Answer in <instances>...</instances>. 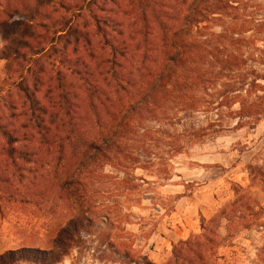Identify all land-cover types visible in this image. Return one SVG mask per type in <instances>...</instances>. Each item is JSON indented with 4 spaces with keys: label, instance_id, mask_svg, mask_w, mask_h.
<instances>
[{
    "label": "trees",
    "instance_id": "trees-1",
    "mask_svg": "<svg viewBox=\"0 0 264 264\" xmlns=\"http://www.w3.org/2000/svg\"><path fill=\"white\" fill-rule=\"evenodd\" d=\"M54 1L0 0V61L6 63L9 80L18 77V90L28 101L20 115L29 116L20 136L19 129L13 130L16 114L6 118L0 113V165L5 161L17 173L8 168L0 173V193L7 189L10 201L18 195L44 197L34 192V182L24 184L19 165L31 163L41 151L58 154L46 192L55 204L78 208L81 176L92 165L110 164L130 149L129 142L146 121L161 124L172 113V148L178 155L219 134L226 110L240 102H264V16L258 14L256 0H126L133 16L130 28L139 40L113 44L105 39L109 52L97 60L99 72L76 59L67 76L51 59L62 51L66 55L68 38L78 30L71 19H51ZM72 78L78 79L82 97L72 92ZM43 88L40 102L37 94ZM243 108L244 117L255 122L264 117L263 105L255 111ZM199 115L205 127L196 128ZM229 205V213L221 206L208 221L200 215L201 235L173 245L165 264H207L205 255L221 220L229 222V214H235V202ZM89 225L84 216L70 217L51 249L8 250L0 255V264H60L79 246ZM125 258L126 264H152L146 257Z\"/></svg>",
    "mask_w": 264,
    "mask_h": 264
},
{
    "label": "rangeland",
    "instance_id": "rangeland-1",
    "mask_svg": "<svg viewBox=\"0 0 264 264\" xmlns=\"http://www.w3.org/2000/svg\"><path fill=\"white\" fill-rule=\"evenodd\" d=\"M256 1L258 14L264 16V0ZM127 6L126 0H55L51 19H71L78 30L68 38L71 42L66 55H60L63 46L58 48L62 53L53 55L55 69L67 76V70L76 68L75 60L80 59V63L89 64L92 73L99 72L97 60L109 52L105 39L113 44L139 40L136 29L130 28L133 16L128 15ZM90 54L94 59H89ZM5 64L0 61V113L6 118L11 112L16 114L13 130L19 129L21 136L26 132L21 127L29 116L20 112L24 113L22 104L28 101L18 90V77L9 80ZM84 68L78 67L83 73ZM70 81L76 84L72 92L82 97L77 90L78 79ZM44 91L37 94L40 102H44ZM258 105L264 106V102H240L226 110L219 134L204 137L178 155L172 148V113L161 124L146 121L129 142L130 149L110 164L92 165L81 176L82 197L75 209L55 204L46 192L49 172L58 159L56 150L41 151L26 165L19 162L24 169L20 172L24 184L34 182V192L44 193V197L27 199L18 195L10 201L7 189L0 193V255L22 247L49 250L68 218L84 216L90 225L83 231L79 246L61 264H126L124 257L114 254L111 239L121 245L122 256L134 244L139 253L143 244L124 232L127 223L141 218L142 239H153L150 235L157 229L170 228V217H191L198 228L193 236H200V215L208 221L221 206H227L229 213V204L235 202V214H229V222L221 220L216 241L205 255L207 264H264V117L255 122L254 117L243 115L247 112L243 106L255 111ZM230 113L234 114L232 118ZM204 121L203 115L197 116L196 128L205 127ZM34 160L41 162L34 165ZM6 168L10 174H17L5 161L0 173ZM245 224L250 227L243 228Z\"/></svg>",
    "mask_w": 264,
    "mask_h": 264
},
{
    "label": "crops",
    "instance_id": "crops-1",
    "mask_svg": "<svg viewBox=\"0 0 264 264\" xmlns=\"http://www.w3.org/2000/svg\"><path fill=\"white\" fill-rule=\"evenodd\" d=\"M205 217L207 216L205 215ZM169 219L172 220L170 228L166 227L163 230L160 228L157 229L150 235L153 239H142L141 218L135 219L134 223H127L124 232L135 239L136 243L138 240L143 241V244L139 247L141 250L138 253L135 250L136 245L134 244L132 250H130V252L126 251L127 253L124 252L126 254L122 256V254H120L121 245H118L114 239H111V241L115 243L111 244L112 248L114 247V254L120 256V258H125L127 254L133 258H136L135 256L146 257L152 264H165L171 255L173 245L186 241L193 234L198 233V228L191 217L187 219L173 216ZM136 253L139 255H133Z\"/></svg>",
    "mask_w": 264,
    "mask_h": 264
}]
</instances>
